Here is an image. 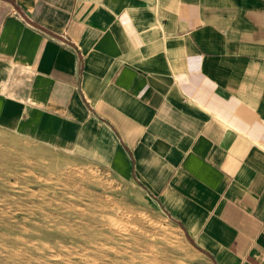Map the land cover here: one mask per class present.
I'll return each mask as SVG.
<instances>
[{"label": "crops", "instance_id": "crops-1", "mask_svg": "<svg viewBox=\"0 0 264 264\" xmlns=\"http://www.w3.org/2000/svg\"><path fill=\"white\" fill-rule=\"evenodd\" d=\"M0 126L108 164L214 264H264V0H0Z\"/></svg>", "mask_w": 264, "mask_h": 264}, {"label": "rangeland", "instance_id": "rangeland-1", "mask_svg": "<svg viewBox=\"0 0 264 264\" xmlns=\"http://www.w3.org/2000/svg\"><path fill=\"white\" fill-rule=\"evenodd\" d=\"M36 140L0 126V264H214L137 184L91 154Z\"/></svg>", "mask_w": 264, "mask_h": 264}, {"label": "bare ground", "instance_id": "bare-ground-1", "mask_svg": "<svg viewBox=\"0 0 264 264\" xmlns=\"http://www.w3.org/2000/svg\"><path fill=\"white\" fill-rule=\"evenodd\" d=\"M9 166V165H8ZM67 168V167H66ZM3 177V176H2ZM4 178V177H3ZM8 181V180H7ZM43 185V184H42ZM47 188V187H46ZM4 195V194H3ZM51 196V195H50ZM34 202V201H33ZM39 205V204H38ZM50 205V204H49ZM49 207V206H48ZM48 212V211H47ZM109 212V211H108ZM70 213V212H69ZM45 215H47V214H45ZM41 216H42V214H41ZM47 217V216H46ZM31 218V217H30ZM6 219V218H5ZM32 219V218H31ZM20 220H21V218H20ZM39 220H40V218H39ZM38 220V221H39ZM43 220V219H42ZM57 220V219H56ZM29 221V220H28ZM101 221V220H100ZM21 222V221H20ZM36 222V221H35ZM86 222V221H85ZM7 223H8V221H7ZM31 223H32V221H31ZM59 223V222H58ZM61 223V222H60ZM93 223H95V222H93ZM27 224V223H26ZM57 224V223H56ZM80 224V223H79ZM3 225H4V223H3ZM2 225V226H3ZM18 225V224H17ZM33 225V224H32ZM50 225H52V224H50ZM9 226V225H8ZM87 226V225H86ZM17 227V226H16ZM31 227V226H30ZM42 228H43V226H42ZM45 228V227H44ZM30 229V228H29ZM52 229H53V227H52ZM55 229V228H54ZM81 229V228H80ZM105 229H106V226H105ZM82 230V229H81ZM116 230V229H115ZM10 231V230H9ZM21 231V230H20ZM36 231H38L37 229H36ZM35 231V232H36ZM77 231V230H76ZM120 231V230H119ZM2 232H4V231H2ZM32 232V231H31ZM39 232V231H38ZM48 232V231H47ZM123 232V231H122ZM5 233V232H4ZM17 233H19V231L17 232ZM21 233H22V231H21ZM27 233V232H26ZM34 233V232H33ZM52 233V231L50 232V234ZM56 233H58V232H56ZM65 233V232H64ZM25 234V233H24ZM36 234V233H35ZM39 233H37L36 235H38ZM43 234V233H42ZM46 234V233H45ZM107 234V233H106ZM105 234V235H106ZM11 235H13V234H11ZM71 235V234H70ZM117 235V234H116ZM15 236V235H14ZM24 236V235H23ZM27 236H28V234H27ZM39 236V235H38ZM42 236V235H41ZM57 236V235H56ZM61 236V235H60ZM63 236V235H62ZM90 236V235H89ZM49 237V236H48ZM69 237V236H68ZM87 237V236H86ZM114 237V236H113ZM123 237V236H122ZM41 238V237H40ZM60 238V237H59ZM112 238V237H111ZM33 239H35V237H33ZM46 239V238H45ZM63 239H65V238H63ZM86 239V238H85ZM119 239V238H118ZM36 240V239H35ZM47 240V239H46ZM45 240V241H46ZM60 240V239H59ZM67 240V239H66ZM75 240V239H74ZM128 240V239H127ZM154 240V239H153ZM49 241V240H48ZM85 241V240H84ZM134 241V240H133ZM43 242V241H42ZM110 242V241H109ZM46 243V242H45ZM93 243V242H92ZM130 243V242H129ZM159 243V242H158ZM9 244H10V242H9ZM50 244V243H49ZM53 244V243H52ZM122 244H124V243H122ZM154 244V243H153ZM48 245V244H47ZM71 245V244H70ZM69 246V245H68ZM100 246V245H99ZM140 246V245H139ZM65 247V246H64ZM74 247V246H73ZM25 248H28L27 246H25ZM89 248V247H88ZM118 248V247H117ZM157 248V247H156ZM131 249V248H130ZM138 249V248H137ZM151 249V248H150ZM161 249V248H160ZM28 250V249H27ZM149 250V249H148ZM5 251V250H4ZM29 251V250H28ZM54 251V250H53ZM128 251V250H127ZM126 252V251H125ZM135 252V251H134ZM159 252V251H158ZM55 255V254H54ZM123 255V254H122ZM127 255V254H126ZM163 255V254H162ZM108 257V256H107ZM125 257V256H124ZM131 257V256H130ZM55 258V257H54ZM122 258V257H121ZM151 258V257H150ZM154 258H155V256H154ZM153 258V259H154ZM165 258V257H164ZM145 258H139V263L138 264H146L145 263V260H144ZM52 260V259H51ZM155 260V259H154ZM164 260H166V259H164ZM12 261V260H11ZM55 261V260H54ZM58 261V260H57ZM126 261V260H125ZM137 261V260H136ZM150 261V260H149ZM158 262V261H157ZM167 262V261H166ZM51 263H53V261L51 262ZM127 263L128 264H130L128 261H127ZM137 263V262H136ZM163 263V262H162ZM33 264V263H32ZM60 264V263H59ZM168 264V263H167Z\"/></svg>", "mask_w": 264, "mask_h": 264}]
</instances>
